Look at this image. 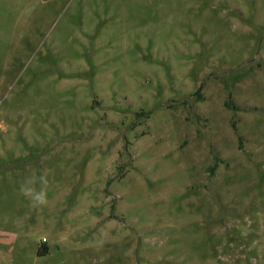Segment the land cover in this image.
<instances>
[{
	"label": "rangeland",
	"instance_id": "1",
	"mask_svg": "<svg viewBox=\"0 0 264 264\" xmlns=\"http://www.w3.org/2000/svg\"><path fill=\"white\" fill-rule=\"evenodd\" d=\"M0 264H264V0H0Z\"/></svg>",
	"mask_w": 264,
	"mask_h": 264
},
{
	"label": "built area",
	"instance_id": "2",
	"mask_svg": "<svg viewBox=\"0 0 264 264\" xmlns=\"http://www.w3.org/2000/svg\"><path fill=\"white\" fill-rule=\"evenodd\" d=\"M41 241H43V242H44V241H45V238L43 237V238L41 239Z\"/></svg>",
	"mask_w": 264,
	"mask_h": 264
}]
</instances>
